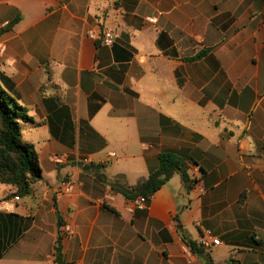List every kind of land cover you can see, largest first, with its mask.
Segmentation results:
<instances>
[{"label":"crops","instance_id":"0c3cea01","mask_svg":"<svg viewBox=\"0 0 264 264\" xmlns=\"http://www.w3.org/2000/svg\"><path fill=\"white\" fill-rule=\"evenodd\" d=\"M0 40L43 172L20 201L0 183V264L59 247L65 264H264V0H0ZM164 152L195 162L190 190L180 173L144 207L117 190ZM209 232L221 244L194 251Z\"/></svg>","mask_w":264,"mask_h":264},{"label":"trees","instance_id":"16d2710c","mask_svg":"<svg viewBox=\"0 0 264 264\" xmlns=\"http://www.w3.org/2000/svg\"><path fill=\"white\" fill-rule=\"evenodd\" d=\"M16 23L13 22L9 28ZM204 55L205 53L199 57ZM29 123H35L34 119L0 82V183L17 187L19 196L29 194L32 185L41 180L43 174L34 145L24 141L25 125ZM187 162L195 163L188 157L172 152L161 153L158 169L147 179L132 187L120 185L117 190L130 200L142 196L149 202L153 194L165 186L176 173L181 174L186 189L190 190L194 181L188 173ZM188 244L194 251H202L199 244ZM56 260L59 264H65L60 247L57 249Z\"/></svg>","mask_w":264,"mask_h":264},{"label":"built area","instance_id":"2783aa9c","mask_svg":"<svg viewBox=\"0 0 264 264\" xmlns=\"http://www.w3.org/2000/svg\"><path fill=\"white\" fill-rule=\"evenodd\" d=\"M117 37H118V33L114 29L108 28L103 33V44L106 46H113ZM5 49H6L5 43L2 40H0V54H3ZM55 160L61 161L62 158L60 156H57ZM90 163H91L90 159L84 160V164H90ZM74 184L75 183L73 179L69 178V179L63 180L60 184V189L64 193H70L74 189ZM20 199L21 198L18 194L14 197V201H20ZM147 202L148 200L145 197L141 196L138 199L139 206L141 207L146 206ZM11 206H12V203L9 200H3L0 202V210H9L11 209ZM62 234L64 236L71 237L74 234V229L71 226H64ZM221 242L222 241L220 238H216L211 232H209L206 235L201 237L198 244L199 246L203 248H210L211 246L220 245Z\"/></svg>","mask_w":264,"mask_h":264}]
</instances>
